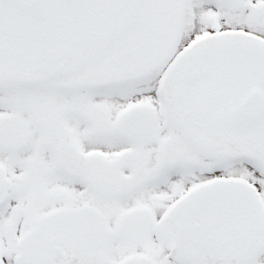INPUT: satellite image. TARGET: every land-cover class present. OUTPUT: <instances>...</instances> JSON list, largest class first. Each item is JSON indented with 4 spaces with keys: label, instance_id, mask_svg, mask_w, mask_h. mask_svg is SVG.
I'll list each match as a JSON object with an SVG mask.
<instances>
[{
    "label": "snow or ice",
    "instance_id": "6c2138e0",
    "mask_svg": "<svg viewBox=\"0 0 264 264\" xmlns=\"http://www.w3.org/2000/svg\"><path fill=\"white\" fill-rule=\"evenodd\" d=\"M0 264H264V0H0Z\"/></svg>",
    "mask_w": 264,
    "mask_h": 264
}]
</instances>
